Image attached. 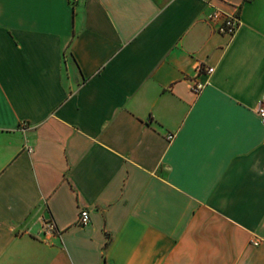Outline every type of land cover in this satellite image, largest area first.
Listing matches in <instances>:
<instances>
[{"label":"crops","instance_id":"obj_1","mask_svg":"<svg viewBox=\"0 0 264 264\" xmlns=\"http://www.w3.org/2000/svg\"><path fill=\"white\" fill-rule=\"evenodd\" d=\"M260 106L264 0H0V264H264Z\"/></svg>","mask_w":264,"mask_h":264},{"label":"built area","instance_id":"obj_2","mask_svg":"<svg viewBox=\"0 0 264 264\" xmlns=\"http://www.w3.org/2000/svg\"><path fill=\"white\" fill-rule=\"evenodd\" d=\"M78 1L79 0H70L72 5H76ZM205 21L212 26L214 32L219 35H225L229 37H232L235 34L240 25L239 16L236 13L229 14L221 9H213L208 12L205 16ZM197 69L200 75H204L206 77H209L213 72L212 67L202 64H200ZM205 86V82L196 81L192 84L191 91L197 95L203 90ZM257 115L264 126V106H260L257 109ZM167 139L172 140L173 135H168ZM77 224L82 228H85L90 224V215L87 209L83 208L79 211ZM43 231L46 234H53L57 233V228L52 220H48L43 225ZM254 245H257V243L254 242Z\"/></svg>","mask_w":264,"mask_h":264}]
</instances>
